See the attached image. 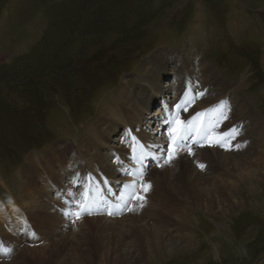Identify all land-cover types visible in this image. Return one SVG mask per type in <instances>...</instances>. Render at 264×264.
<instances>
[{"label": "rangeland", "instance_id": "obj_1", "mask_svg": "<svg viewBox=\"0 0 264 264\" xmlns=\"http://www.w3.org/2000/svg\"><path fill=\"white\" fill-rule=\"evenodd\" d=\"M159 77L167 100L156 93ZM141 92L158 98L144 96L139 110ZM224 99L230 111L217 122L211 109ZM115 102L141 120L121 124L112 145L127 129L136 134L150 112L147 131L164 143L155 152L145 142L143 162L129 161L132 172L126 158L117 163L103 182L108 207L90 203V214L77 219L70 214L82 195L65 204L57 198L65 188L48 194L49 177L70 184L45 159L86 139ZM177 116L191 121L189 140L179 144L196 140L193 154L175 146L179 156L160 166ZM234 125L243 126L232 141L241 145L238 156L207 153V160L208 139ZM35 156L37 177L29 170ZM125 177L136 187L121 197ZM135 193L145 203L129 211L140 203L130 199ZM47 195L51 208L33 212ZM13 198L27 221L1 227L0 249L10 254L0 251V264H264V0H0V210ZM59 209L60 218H47Z\"/></svg>", "mask_w": 264, "mask_h": 264}, {"label": "bare ground", "instance_id": "obj_2", "mask_svg": "<svg viewBox=\"0 0 264 264\" xmlns=\"http://www.w3.org/2000/svg\"><path fill=\"white\" fill-rule=\"evenodd\" d=\"M162 71L165 73L167 71V68L162 69ZM158 80H159V82H158ZM155 83L157 84V87H158V88H156V93H158V95H160V97L162 99L165 98V100H167L168 95H166V91H163V89L160 88L163 86L160 83V77L155 81ZM166 86H167V84L164 87H166ZM238 87H239V85H238ZM238 87L236 86V88H238ZM143 88H144V91H147V92L150 91L147 86H143ZM118 91H119V93H122V95H120V97H122L124 95V92H125L124 87L120 86L118 88ZM151 93H153V92H151ZM141 94H142L143 98H141L139 100V97H137L134 101V107L133 108H137V109L141 110V104H143V99L145 98L144 96H148L149 100H153V101H156L158 98L157 96H153L154 94L148 95L146 92H141ZM155 97H157V98H155ZM145 101H146V99H145ZM122 102L126 103L127 100L125 99ZM120 103L121 102H115L114 104L110 105L109 107H107L105 109L106 110L105 115L102 118H100L99 121L94 126L89 128V135L86 136V139L81 141V143H79V144L76 143L75 146L67 145L64 148H61L60 152L56 153L57 155L54 154V155H50L49 157H46V159L44 158L45 163L50 162V164L55 165L57 167V170H56V172H54V174H58V176H60V178H62V180L65 179L67 181L66 183L70 184V187L73 185L82 184V189H79L75 194H73L70 190V187H68L67 185L64 187H61V186L59 187V185H58L59 181L56 180V178H50L49 177L45 182L46 185L48 186V189H47L48 194L55 191V190H61L62 191L63 188H65L64 196L62 198L57 195L58 193H56V196H58L57 198L59 200L62 199L63 203L68 204V202L71 200L72 197H75L74 199H76V198H79L82 194L87 193L89 198H90L91 205L93 207L98 208L99 206L104 204V201H106L105 196L102 195V192L105 191V188L103 186L104 180H107L106 179L107 177L113 178V175L115 177V175L117 174L119 166H121L123 164V161L125 158L127 159L125 166L132 172L133 169L130 167L129 161L132 160L135 164L143 162V156L146 155L145 153H143V150H144V148H147L144 145L145 142L149 141V145H150V147H152L151 148L152 151H155L156 148L160 147L162 145V141L164 143L163 136L160 138L161 141L156 142V140H154L155 138L154 139L151 138V134L149 133L150 131H147V129L151 125L152 119L155 117V115L149 116L151 114V112H150L149 115L147 117H145L144 120H142V126L143 127L140 126V121H138L139 129L136 130L137 131L136 134L129 135L128 131H127L128 129H127L123 134V139L121 140V145L118 147L112 145L111 143H115L116 140L120 139V138H117L116 136H117L118 128L121 124L127 126V128H128V126H130V123L133 124L135 118H137L138 120L141 118L136 113L133 114L135 118L133 116H130L129 114H127V109L124 107L123 104H120ZM135 122H136V120H135ZM156 126H157V128H155L154 131L158 130L159 125L157 124ZM136 127H137V124H136ZM129 128H131V127H129ZM156 139H158V138H156ZM125 144L126 145L129 144L128 147L131 148L129 153H132V155H128L127 153H124L128 149V147H126ZM105 148H107L108 153L102 151ZM207 148L213 150L214 152H211ZM219 150H221V148L217 147V146H211V147L206 146L203 148L202 152L204 153L203 155L206 159L210 155L214 156L213 157L214 159H217L218 157L223 156L225 154H233L232 150L231 151H228V150L219 151ZM207 153H210V155H207ZM238 154H239V151L235 150V153L233 154L232 157H234V156L236 157V156H238ZM104 156H106V157L104 158ZM86 157H88V158H86ZM65 158H67L66 160H68V162H70V165H63V159H65ZM200 158H202V157L200 156ZM31 159H33L32 156H31ZM109 160L113 161L112 165H110ZM35 162H37V156H35L34 160L30 161L31 166H29V170L31 172H33V170H34L35 175H36V174H39L40 172H39V168L36 166ZM117 163H118V166H117ZM249 166H250V170H254V168L256 166V160L249 158ZM30 171H28L27 176L30 174ZM141 171H143V170H141ZM134 174L136 175V173H134ZM36 177H37V175H36ZM126 179H128V180H126ZM25 181L26 180H24V182ZM132 183H133L132 179L125 177L124 184L122 186H120L119 196L124 197V195L130 190ZM217 186H215V188L220 187V186H218V187ZM231 186H232V184H231ZM233 186H235V183H233ZM98 188L104 189V190L100 191ZM24 191L25 192H23V195L25 193H28L26 189H24ZM20 196L23 197L22 193ZM119 196H118L117 200H120L122 202V200L120 199ZM206 197H207V195H206ZM47 198H49V201H45V202H41L40 200L37 199L36 204H33V203L31 204V202L33 201V198H31L29 203L32 206L31 208H32L33 212H35V211L37 213L40 212L39 210H40V207H42V206L50 209L51 208L50 201L53 198L50 197L49 195H47ZM106 198H107V196H106ZM19 199L17 200V199L13 198L11 200V203H9L8 206L6 205L7 208H5L4 210L2 209L3 211L0 210V230H1V227L6 223H7L9 228H15L17 230L19 228H22L23 225L25 224V222L27 221L26 217H25V211L23 210V206L21 204L22 202H20ZM108 202L107 201L105 202V206H107V207L109 204ZM57 203H59V201H57ZM23 205H24V203H23ZM60 212H61V210L59 209L58 211L55 212V214L49 213L47 218H49L51 220L56 218V217L60 218V216H62L60 214ZM58 220H60V219H58ZM86 244L88 245V243H86Z\"/></svg>", "mask_w": 264, "mask_h": 264}, {"label": "snow or ice", "instance_id": "obj_3", "mask_svg": "<svg viewBox=\"0 0 264 264\" xmlns=\"http://www.w3.org/2000/svg\"><path fill=\"white\" fill-rule=\"evenodd\" d=\"M187 94V93H186ZM203 95V94H201ZM184 102L181 101V103L177 104L175 107L177 109H181L182 104ZM184 111H187V108H183ZM209 111V110H205ZM211 111H214L216 113L214 119L219 122L221 119H227L226 112L230 111V102L228 99H224L221 101L217 102V105L211 109ZM204 115L203 112L201 113H196V117ZM195 119V117H194ZM191 124V121L186 122L179 119L177 116L175 119L174 126L170 129V135L173 144L175 143H182L183 141L188 140L189 137V132L191 131V128L188 127V125ZM215 125H213L214 127ZM242 125H234L228 133L222 134L220 137H210L208 139V146H217V147H222L225 148V150L231 151V150H239L241 145L240 144H233L232 141L236 139L237 136L241 134L242 131ZM199 131V130H198ZM203 135H207V132L204 131ZM195 142V141H194ZM247 142H245L246 144ZM202 147L204 145H201ZM184 148H188V155H192L193 153L190 150V147L188 145H184L183 148H181V151L184 150ZM179 152L175 149L173 146H169V150L167 153V158H164L163 156L158 158V162L160 160L163 161V163L160 166H165V165H170L178 156ZM201 169L205 167L204 164L198 163L197 165ZM142 175V174H141ZM131 187L135 188V185H131ZM140 187L143 189L144 192H147L150 190L151 185L150 184H145V185H140ZM130 199H138L140 203L134 208V207H127V210L129 211H135L137 208H142L144 206V198L140 196L138 193H135ZM82 201V202H81ZM81 201H75V204L78 206L79 211H76L74 213H71L70 215H74L77 219L80 217L81 214H90V198L87 193L82 194L81 196ZM110 215L113 213H109ZM73 223H75V220H73ZM0 251H3L5 254H10V250L8 249H0Z\"/></svg>", "mask_w": 264, "mask_h": 264}]
</instances>
